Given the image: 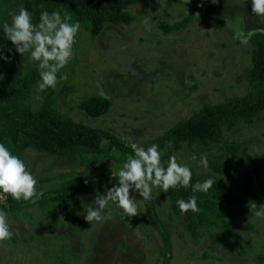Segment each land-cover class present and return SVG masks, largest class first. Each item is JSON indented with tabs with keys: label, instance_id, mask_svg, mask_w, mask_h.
<instances>
[{
	"label": "rangeland",
	"instance_id": "374dc122",
	"mask_svg": "<svg viewBox=\"0 0 264 264\" xmlns=\"http://www.w3.org/2000/svg\"><path fill=\"white\" fill-rule=\"evenodd\" d=\"M25 1L0 0V26L11 23V14L24 8ZM129 11L133 16L130 24H106L97 37L80 27L73 58L63 69L67 79L62 85L70 84L74 90L60 98L61 112L112 132L132 148L133 144L150 143L206 103L226 102L245 94V69L252 63L250 38L264 33V17L252 13L251 0H216L215 4L205 0L193 5L184 0H156L134 5ZM190 16V23L181 31L165 35L160 29L163 21L173 23ZM237 32H243L244 37H238ZM0 49V55L8 58L0 60L3 79L9 73L17 78L27 76L38 67L29 54L17 53L2 29ZM91 96L111 100V110L98 118L80 110L79 103ZM222 142L249 147L244 166L223 162L230 198L236 200L230 206L233 217L229 221L244 240V256L237 253L235 236L231 246L224 243L221 232L216 245L208 234L198 241L191 238L183 219L170 217L171 209L156 187L149 201L131 193L138 200V216L126 217L110 202L104 219L90 224L84 219V206L94 201L97 192L104 195L118 183L112 172L122 164L107 160L84 166L28 150L25 164L44 196H54L50 190L61 184L55 177L64 172L86 179L91 186L67 214L44 212L31 201L27 214H8L14 234L0 242V264H264V114L253 125L226 130ZM205 155L185 147L177 159L199 173L213 174L200 164ZM151 203L172 244L165 256L161 254L164 237L148 216ZM7 205V196L1 192L0 210L5 211Z\"/></svg>",
	"mask_w": 264,
	"mask_h": 264
},
{
	"label": "trees",
	"instance_id": "16d2710c",
	"mask_svg": "<svg viewBox=\"0 0 264 264\" xmlns=\"http://www.w3.org/2000/svg\"><path fill=\"white\" fill-rule=\"evenodd\" d=\"M203 1L184 0L185 4L192 5ZM154 2L156 0H26L24 8L32 14L34 24L39 22L41 10L49 13L59 11L62 18L67 15L71 18L70 22H79L80 27L85 26L92 37H97L102 34L106 24H130L133 16L129 9L132 6ZM190 20L191 16L173 23L163 21L160 29L169 35L185 29ZM250 41L252 63L245 69L244 95L233 96L226 102L206 103L188 119L143 145L147 148L156 144L165 167L169 157L174 155L177 158L185 147L193 153L206 154L208 167L213 174L199 173L195 167L187 166L192 171V184L209 178L217 182L207 193H193L191 187H177L169 189L167 193L159 187L156 190L170 207V217L183 219L186 234L191 238L198 241L208 234L216 245L220 242L218 233L221 232L227 246H231L235 240L238 242L236 250L240 256L245 255L244 240L229 221V217H233L230 206L236 200L230 198L223 162L236 161L244 166L249 157V147L245 143L222 141L226 130L240 124L253 125L264 114V33L253 34ZM59 75H63V70ZM39 83L38 67L24 77L17 78L9 73L0 83V143L5 144L13 154L25 162V153L35 150L59 160L72 163L79 161L84 166L102 164L107 160L123 164L128 155H134V150L112 132L78 122L60 111V98L67 97L74 90L70 84L64 86L63 81H60L55 88L39 91ZM78 108L98 118L111 110L112 102L108 98L91 96L83 99ZM177 162L186 165L178 159ZM73 176L68 172L58 174L55 178L60 179L61 184L50 190L54 196L42 195L35 205L39 204L44 212H53L56 216L67 214L72 203L91 186L86 179ZM192 195L197 197L200 211L182 213L177 200H187ZM6 196L8 205L3 209L7 214H27L30 201H16ZM148 216L152 226L164 237L165 249L161 254L165 256L172 244L169 234L163 231V224L158 222L157 209L153 203L148 206Z\"/></svg>",
	"mask_w": 264,
	"mask_h": 264
},
{
	"label": "clouds",
	"instance_id": "9594fccd",
	"mask_svg": "<svg viewBox=\"0 0 264 264\" xmlns=\"http://www.w3.org/2000/svg\"><path fill=\"white\" fill-rule=\"evenodd\" d=\"M242 2L247 3V0ZM212 3L215 4L216 0H212ZM251 11L257 17H264V0H251ZM70 21L67 15L62 18L59 11L49 13L41 10L39 22L34 24L32 14L21 7L18 12L11 14V23L5 22L0 26L4 37L12 43L17 53L22 56L27 53L30 61L37 63L39 91L55 88L60 81L67 79V74H59L73 58L76 36L80 30L79 22ZM237 36L243 38L244 33L237 32ZM243 42H247L246 38ZM7 59V56L0 55V60ZM0 79H3L2 75ZM132 148L134 155H128L119 170L112 172V175L117 176L118 183L106 189L104 195L97 192L94 201L84 206V219L88 223L103 220V212L110 202L116 204L126 217L138 216V200L131 195L133 192L138 193L143 201H149L152 199L153 187L162 188L165 193L177 187H191L193 193H207L217 183L209 178L192 184L190 167L178 163L174 155L169 157L165 167L156 144L147 148L133 144ZM200 164L207 168V158L202 157ZM36 186V177L25 162L0 143V192L16 201H31L35 204L43 195ZM177 204L182 213L200 211L195 195L187 200L181 198ZM13 234L8 214L0 210V242L11 239Z\"/></svg>",
	"mask_w": 264,
	"mask_h": 264
}]
</instances>
